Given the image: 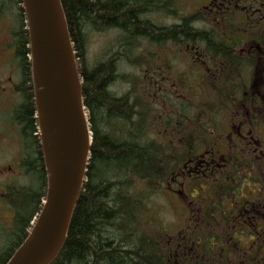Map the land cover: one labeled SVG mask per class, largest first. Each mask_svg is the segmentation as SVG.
Segmentation results:
<instances>
[{"label":"trees","instance_id":"16d2710c","mask_svg":"<svg viewBox=\"0 0 264 264\" xmlns=\"http://www.w3.org/2000/svg\"><path fill=\"white\" fill-rule=\"evenodd\" d=\"M4 1L14 6L16 1L21 3V0ZM60 2L82 78L83 103L92 142L85 181L64 243L49 264H169L167 260L178 257L164 248V232L154 197L188 156L213 144L220 148L221 143L227 142L225 137L214 136L227 133L233 102L255 99L259 88L263 87L260 79L264 76V42L247 43L248 56H242L241 43L225 42V37H217L213 28L193 25L198 18L206 20L202 13L181 16L175 24H155L145 16L156 11L167 12V3L161 0ZM21 10L22 17L17 18L19 25L14 30L19 31L17 52L28 62L27 72L25 68L23 71L28 85L24 86V97L15 108L14 116L22 125L24 141L35 150L40 145L35 134L37 123L27 58L28 31L22 7ZM110 28L121 31L114 46L107 47L101 59L89 66L85 31ZM167 42L179 48L186 44L198 45L203 52V57L198 58V68L187 78L184 73L176 75L174 86L183 91L185 97L179 98L177 112L173 110L169 116L156 114V105L143 80L137 84L121 74L118 67L122 62L136 66L149 64L152 62L150 50ZM143 43L147 47L143 48ZM183 57L193 64V59ZM245 63L253 67L251 74L241 72ZM196 78L198 86L194 83ZM116 82H132V86L117 95L111 89ZM181 108L187 114L183 120ZM164 127H172L173 136L164 134ZM256 164L248 154L241 162L246 169L235 166L222 171L221 183H194L196 188L190 191L195 196L198 191L208 193L209 199L200 202V219L190 226L189 244L232 246L239 243L240 237L260 238L257 246L262 248L261 260L264 261V217L258 236L249 224L235 228L225 225L229 219L225 208L233 200L241 199L240 205L247 206L258 199L256 187L229 183L246 179L244 177L259 182ZM225 179L229 182L223 183ZM262 191L264 195V186ZM263 197L260 202L264 212ZM220 227L227 228L228 233H218Z\"/></svg>","mask_w":264,"mask_h":264},{"label":"flooded vegetation","instance_id":"af4514ba","mask_svg":"<svg viewBox=\"0 0 264 264\" xmlns=\"http://www.w3.org/2000/svg\"><path fill=\"white\" fill-rule=\"evenodd\" d=\"M0 0V22L2 15L7 12V4ZM191 3L195 9L207 11L212 18L210 27L228 28L234 31L223 33L225 42L241 43L264 42V0H195ZM16 16L22 17L21 3H15ZM214 25V26H213ZM4 32V31H3ZM19 31L10 33V40L0 39V264H5L17 247L30 231L32 224L40 210L41 202L46 190V175L43 164L42 150L36 146L35 150L25 142V137L12 109L17 95L23 99V89L27 81L28 62L23 60L17 52ZM217 37L219 35H216ZM1 37V34H0ZM186 48H188L186 46ZM196 47H190L194 51ZM25 64V66L23 65ZM195 66H194V65ZM193 70L199 65L198 57H193ZM24 68L26 72L24 73ZM264 83V77L261 78ZM149 80L156 83L150 75ZM264 95V90H263ZM181 96H184L181 94ZM234 115L227 126L223 148H216L213 144L188 156L179 167L176 178L172 177L167 183H177L176 189L182 201L193 183H221L222 171L232 170L235 166L246 169L241 165L248 154L257 162L259 182L264 183V98L253 102L238 100L233 102ZM256 103V113L249 115L246 108L238 109L236 106H248ZM192 116L194 122L195 116ZM239 113H242L241 115ZM182 120L185 113L182 112ZM189 117H187V120ZM183 127V122H181ZM34 137V136H33ZM227 143V144H225ZM240 162V163H239ZM41 176V178H40ZM228 183L229 179L222 180ZM229 183H238L236 180ZM256 201L247 206L240 205L241 199L231 203V214L225 225L235 228L249 224L255 232L262 230L264 212L262 210V188L256 189ZM198 212H191L188 224ZM189 226V225H186ZM186 230V231H185ZM179 238L170 240L167 249L176 248L178 259L169 264H233L226 257L225 243L216 246L204 244H189L191 234L185 229ZM185 231V232H184ZM187 241V243H186ZM248 247L247 253L241 245H235L237 252L247 255L250 251H262L261 247ZM218 248L219 250L214 249ZM209 250V251H208ZM243 250V251H242ZM207 257V258H206Z\"/></svg>","mask_w":264,"mask_h":264},{"label":"water","instance_id":"95a60500","mask_svg":"<svg viewBox=\"0 0 264 264\" xmlns=\"http://www.w3.org/2000/svg\"><path fill=\"white\" fill-rule=\"evenodd\" d=\"M22 3L47 190L31 232L7 264H49L65 240L84 182L91 134L60 0Z\"/></svg>","mask_w":264,"mask_h":264},{"label":"rangeland","instance_id":"374dc122","mask_svg":"<svg viewBox=\"0 0 264 264\" xmlns=\"http://www.w3.org/2000/svg\"><path fill=\"white\" fill-rule=\"evenodd\" d=\"M9 1V0H8ZM167 2L169 5L168 8H171L170 5L177 4V10H174L170 13H165L163 11H156L152 12L149 15L145 16L146 18H150V20L158 25H170L176 22L181 16L184 14H189L194 12L193 9H188L191 0H161ZM7 12L2 15L3 19L0 22V39L10 40V33L12 30L15 29L17 16H16V9L15 6L7 3ZM189 10V11H188ZM193 10V11H190ZM206 25L205 23H202ZM200 26L201 24H197ZM4 31V32H3ZM121 31L117 28H110L105 31H95L92 29H87L85 31L86 34V49H87V63L89 66L95 64V62L101 59V54L105 53L104 51L107 47H112L115 44V40L120 35ZM110 43V44H108ZM143 48L147 47L145 43H143ZM141 50V48H140ZM139 50V51H140ZM150 58L152 60V65L154 66V70L156 73L159 72H168L171 73L173 76L176 75L177 71H185L187 70V66L184 57H183V50L179 48L176 44L172 42H167L166 44L162 45L161 47L150 50ZM169 62L170 68L167 69L164 67V61ZM119 72L124 74L126 77L134 79V82L139 84L142 81L141 74L145 73L144 68H134L132 66H128L126 63H120L118 65ZM148 67L146 64L145 69ZM190 74V73H189ZM132 82L130 83H120L116 82L112 86V90L115 91L117 95H120L127 91L131 86ZM153 89L157 90L158 87L153 86ZM172 99L174 97L172 96ZM20 101V97H15L14 105ZM161 102V101H160ZM156 105V114H163L162 112L165 110L162 109L160 103H155ZM167 187L161 189V192L155 195L154 199L160 206L159 216H160V224L161 228L164 232L163 237V244H167L169 235H176L182 228L184 227L183 224L186 222L187 213L183 212L182 209V202L177 197L176 194L167 191ZM166 191V192H165ZM198 196H195V201L198 203H204L208 201L209 194L204 193L201 191L197 192ZM190 210L191 208H195L196 205L193 203L187 206ZM189 212V211H188ZM222 230H219V233H222ZM232 256H235L234 254ZM257 264H263L264 261H261V256L258 257Z\"/></svg>","mask_w":264,"mask_h":264}]
</instances>
